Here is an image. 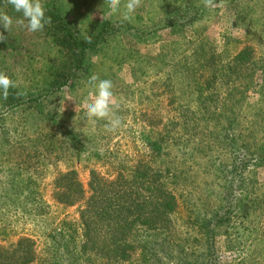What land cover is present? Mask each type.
Here are the masks:
<instances>
[{"label": "rangeland", "instance_id": "rangeland-1", "mask_svg": "<svg viewBox=\"0 0 264 264\" xmlns=\"http://www.w3.org/2000/svg\"><path fill=\"white\" fill-rule=\"evenodd\" d=\"M41 2L46 14L59 6L83 61L71 62L46 27H21L0 0L14 21L0 26V71L16 84L0 96V264L22 238L35 255L23 264H264V162L254 157L264 143V0H140L131 21L107 15L108 0ZM182 6L195 20L163 26ZM105 18L107 30L142 28L144 40L105 30L94 47ZM92 76L112 81L123 119L114 132L84 116ZM70 171L85 190L72 205L60 199ZM96 176L135 180L153 227L128 238L103 226L86 240ZM160 183L172 198L166 212Z\"/></svg>", "mask_w": 264, "mask_h": 264}, {"label": "trees", "instance_id": "trees-1", "mask_svg": "<svg viewBox=\"0 0 264 264\" xmlns=\"http://www.w3.org/2000/svg\"><path fill=\"white\" fill-rule=\"evenodd\" d=\"M184 8V9H183ZM180 10L175 11L173 14H168V17L165 18V22H163V26H169V25H178V26H184L187 24L192 23L195 20V17L198 15L197 13H194L193 15H189L187 13L188 8L181 7ZM50 13L46 14V16L51 18V22L47 24L45 27L47 28L48 34L49 31L51 39L55 40L57 43H63L65 45V48L71 50L72 59L71 62H74L76 65L81 64L83 61V57L79 56L75 53L76 48V39L74 38V35L71 33L70 30V22L65 19V16L60 12L61 9L57 4H53L50 8ZM196 15V16H195ZM175 16L177 18H175ZM136 18L141 19L142 17L140 15L136 16ZM113 21L111 19H103L101 22V25L97 27V32L94 35V42L93 46L97 47V45L100 43V41L103 40L108 34L115 33L119 34V36L126 35L130 38H134L137 40H144L145 32L142 28H134L133 26H127V27H117L114 28L113 31L107 30V27L109 24H111ZM49 27H53V30L48 29ZM58 30L62 29L64 33L60 35L59 32H56ZM105 30H107V35L105 34ZM247 50V49H246ZM64 52H68L67 50H64ZM238 58L240 60L246 59L247 55H244V52L239 53ZM237 60V59H236ZM68 66V65H66ZM70 76V75H69ZM66 77V76H63ZM61 86V84H60ZM258 163L264 162V143L259 145L257 148V154L254 156ZM262 162V163H263ZM252 161H250L248 164H251ZM240 168H243V165L240 166ZM75 171H70L66 175L62 176V179H69L72 181V185L70 186H64L63 187V198L61 201H64V203H76L81 197L84 195L85 190L83 188V185L81 182L74 177ZM126 184L130 182V186L132 187L131 192L133 194H128L123 191L124 184H121V182ZM135 180L129 181V179L125 178L124 176H121L120 178H117L116 180H112L111 182H106L103 178H99L98 176L94 177L93 180L90 182L91 190L93 191V195L96 193L95 197L92 196L88 202H86V207L82 211V217H83V223L85 227V237L86 240H91V234L98 229V227L102 228L104 230L103 226H106L105 228L109 229L110 227L113 229L114 226L122 227L126 230H129L126 237H132L133 234L138 231H141V229H138L137 227L140 225H147V229H151L153 227V223L151 220H149L148 212H147V200L142 194L141 190L137 187H134ZM119 185V186H117ZM129 186V187H130ZM112 189V190H111ZM155 189L159 190V193L162 191V195L159 196L158 204L161 208L162 212H166V208H172L171 204V196L170 192L166 188V186L162 183H160L158 186H156ZM112 191H115L113 194ZM61 197V196H60ZM63 203V202H62ZM146 216V217H145ZM117 229V228H116ZM66 230H63L60 235L63 234ZM109 232V230H107ZM115 231V230H114ZM113 231V232H114ZM134 231V232H133ZM109 235V234H108ZM126 240V238H125ZM32 244L34 242L29 238H22L18 244L12 249L11 251L6 250V254L8 255V258L11 263L8 264H23V262H30L34 258V252L32 249Z\"/></svg>", "mask_w": 264, "mask_h": 264}, {"label": "clouds", "instance_id": "clouds-1", "mask_svg": "<svg viewBox=\"0 0 264 264\" xmlns=\"http://www.w3.org/2000/svg\"><path fill=\"white\" fill-rule=\"evenodd\" d=\"M8 3L15 13L21 14L22 18L17 23L30 32L42 31L51 22V18L46 16L41 0H8ZM139 4L140 0H126L122 6L121 0H108L107 15L119 16L122 21H131ZM13 23V17L10 14L0 11V26L9 32ZM81 35L85 42H91L92 37L88 34L87 26ZM4 39V34L0 32V41ZM86 86L91 89V92L83 101L84 116L90 121L105 120L107 132L118 130L123 124V119L117 114L120 105L114 101L112 81L92 76L88 79ZM15 87V82L8 74L0 71V96L6 99L9 89Z\"/></svg>", "mask_w": 264, "mask_h": 264}]
</instances>
